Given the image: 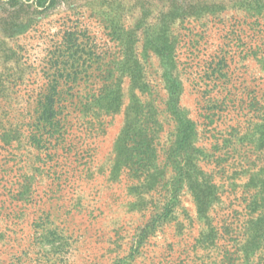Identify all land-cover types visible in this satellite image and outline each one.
I'll use <instances>...</instances> for the list:
<instances>
[{"label": "rangeland", "instance_id": "rangeland-1", "mask_svg": "<svg viewBox=\"0 0 264 264\" xmlns=\"http://www.w3.org/2000/svg\"><path fill=\"white\" fill-rule=\"evenodd\" d=\"M0 264H264V0H0Z\"/></svg>", "mask_w": 264, "mask_h": 264}, {"label": "trees", "instance_id": "trees-1", "mask_svg": "<svg viewBox=\"0 0 264 264\" xmlns=\"http://www.w3.org/2000/svg\"><path fill=\"white\" fill-rule=\"evenodd\" d=\"M48 7H49V6H47V7H44V6H43L44 9H48Z\"/></svg>", "mask_w": 264, "mask_h": 264}]
</instances>
